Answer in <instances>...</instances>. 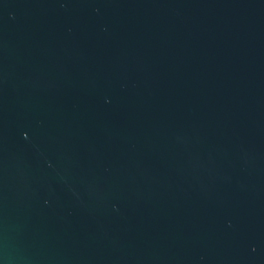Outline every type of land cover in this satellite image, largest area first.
I'll list each match as a JSON object with an SVG mask.
<instances>
[{
	"label": "water",
	"instance_id": "95a60500",
	"mask_svg": "<svg viewBox=\"0 0 264 264\" xmlns=\"http://www.w3.org/2000/svg\"><path fill=\"white\" fill-rule=\"evenodd\" d=\"M0 264H264V0H0Z\"/></svg>",
	"mask_w": 264,
	"mask_h": 264
}]
</instances>
